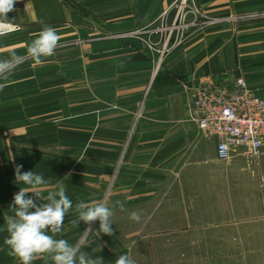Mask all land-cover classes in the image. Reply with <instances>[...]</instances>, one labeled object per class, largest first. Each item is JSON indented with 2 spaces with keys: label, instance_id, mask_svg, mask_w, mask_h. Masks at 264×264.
Wrapping results in <instances>:
<instances>
[{
  "label": "crops",
  "instance_id": "crops-1",
  "mask_svg": "<svg viewBox=\"0 0 264 264\" xmlns=\"http://www.w3.org/2000/svg\"><path fill=\"white\" fill-rule=\"evenodd\" d=\"M178 1L17 0L7 16L21 29L0 37V59L13 52L26 55L45 25L56 29L60 41L56 55L42 58L45 63L26 59L0 81V145L8 144L0 163L17 152L33 155V148L41 158L49 157L50 147L57 158L85 153L91 167L57 170L42 191L46 196L57 183L65 185L73 210L55 238L69 244L76 245L86 227L99 230L98 220L80 221L78 227L71 223L79 202L96 199L112 206L119 200L139 208L167 201L172 245L202 240L207 250V241L215 240L216 264H264V149L256 158L237 155L228 164L221 162L217 141L203 136L189 111L192 90L210 80L229 84L242 78L264 98V0H194L204 20L186 32L156 71L157 57L136 33L143 31L145 37L146 31L171 24ZM84 32L94 38L89 48L95 54L89 55L87 72L79 69L70 76L64 61L80 57L59 49L66 41L78 46L72 38ZM127 33L136 39H117ZM154 38L163 44L162 37ZM18 128L24 136L16 135ZM87 143L80 154L78 147ZM214 190L216 199L210 200L208 192ZM30 198L38 206L46 202L34 193ZM1 239L0 234V264H20ZM112 240L118 238L93 231L86 236L90 246L81 250L103 264H115L122 254H130L136 264H160L155 259L159 250L150 248L146 258L139 248L146 240L139 232L134 246ZM196 245L171 248L169 255H192ZM32 264L53 261L41 256Z\"/></svg>",
  "mask_w": 264,
  "mask_h": 264
},
{
  "label": "clouds",
  "instance_id": "clouds-1",
  "mask_svg": "<svg viewBox=\"0 0 264 264\" xmlns=\"http://www.w3.org/2000/svg\"><path fill=\"white\" fill-rule=\"evenodd\" d=\"M17 0H0V37H5L13 31L19 30V26L8 19L7 14L14 11ZM60 36L55 28L45 25L37 34L31 44L27 47L26 55H17L13 52L10 58L0 59V81H7L9 76L26 59H31L37 65H42L45 60L55 54L59 46ZM4 87L0 83V89ZM22 165L15 169L16 181L22 182L30 187H21L14 195L13 204L4 214V222L8 236L4 244L8 247V255L16 257L20 264H32L41 256L50 257L53 264H103L100 257L92 258L81 249L90 246L86 241L88 233L95 231L99 236L101 233L112 236L114 209L124 211V202L115 201L112 206L106 201L93 199L90 203L79 202L75 205L74 219L71 223L78 227L80 221L85 225L99 221V230L86 227L84 236L76 245L69 244L65 239H56L55 236L62 232L64 218L73 209V203L66 195L63 183H57L55 190H49L46 196L42 191L46 190L47 181L43 175L33 171L21 173ZM27 193H34L37 198L46 201L37 205L32 198H26ZM34 209V211H29ZM130 219L136 222L141 220L138 212H132ZM49 232L51 234H49ZM115 264H136L130 254H122Z\"/></svg>",
  "mask_w": 264,
  "mask_h": 264
},
{
  "label": "rangeland",
  "instance_id": "rangeland-1",
  "mask_svg": "<svg viewBox=\"0 0 264 264\" xmlns=\"http://www.w3.org/2000/svg\"><path fill=\"white\" fill-rule=\"evenodd\" d=\"M18 25V24H16ZM21 29V26L18 25ZM19 29V30H20ZM18 31V30H17ZM73 33H70L72 35ZM128 36L121 35L117 37V39H136L133 33H127ZM100 35V34H98ZM77 39L78 46L72 48L73 41H66L62 43L64 47L62 52H65V55H76L79 56V59H66L64 61L65 71L66 73H70L75 70L81 69V73L87 72L90 65H89V55L94 56L95 50H91L90 44L93 43L94 38L88 34V32H84L81 35H75L74 38ZM116 39V37H115ZM76 44V45H77ZM162 45V44H161ZM146 51L152 56L159 58L158 54L150 52L147 47H145ZM56 51V50H55ZM102 51V49H98L97 52ZM60 51V53H62ZM91 53V54H90ZM56 55V53L54 54ZM52 57V56H50ZM83 78V76H82ZM85 82H87L85 80ZM84 83V82H83ZM86 84V83H84ZM55 87V82H50V87ZM67 86V83H66ZM36 90L34 89V92ZM51 92V90H50ZM53 129L50 128V134ZM24 129H19L16 135L24 136ZM35 133V131H34ZM83 138V135H82ZM51 145V144H50ZM7 147L8 144H1L0 147V155H6L4 153V147ZM88 143L86 145L82 144L80 148V154L85 149H87ZM33 147H40L38 144H33ZM50 147V146H49ZM18 151V150H17ZM21 151V150H19ZM25 151V149H22ZM33 155H22L21 152H17V155H12V158H2L0 163V234H1V242L4 243L5 238L8 236L6 231V224L4 222V214L7 212L8 214H12L9 210L10 206L13 204L14 195L20 191L21 187H30L28 185L23 184L22 182L16 181L15 169L17 165H22L21 173L33 171L36 174L43 175V178L47 181L46 185L52 182V180L56 177L57 170H63L64 173L72 168H84L87 169L90 166L89 161H87V156L83 152L81 158H74L72 155H68L65 152L64 158H57L55 150L53 148H49V157L41 158L37 149L33 148ZM263 152L260 154L262 155ZM79 156V155H78ZM223 162V161H221ZM228 164L227 162H224ZM61 178V177H60ZM84 177L81 179L83 180ZM212 186V185H210ZM164 194V193H163ZM30 197V193H28ZM167 195V193H166ZM200 195V193H198ZM163 198V195H160ZM208 196L210 200L216 199V191L214 190L208 192ZM167 198V196L165 197ZM197 199H200L198 197ZM160 206H144L139 208L134 207H124V211H121L118 207L114 209V216H113V224L111 225L113 229L114 237L118 238V240H112L113 243H119L120 246L126 244L128 246H134L135 241V234L139 232L142 236L146 237V240L141 241L139 248L144 249L145 257L149 258V249L153 248L157 251L159 250V258L160 264H216L217 259V248L215 240H208L207 241V250L206 248H201L202 240H188V241H179L176 240V246L170 243V240L167 238L168 234V224L165 222L167 219V215L169 212V206L167 201L163 203L161 201ZM166 203V204H165ZM73 210V209H72ZM71 212V210H70ZM132 212H138L141 215V220L139 222L133 221L130 219V214ZM69 214V213H68ZM67 215V214H66ZM99 223V221L97 222ZM99 227V226H98ZM157 237L156 239L151 238L149 239V235H154ZM196 242L197 252H192V255L188 256H177L173 257L169 255V250L171 248H175L178 251L183 249L184 247H190L193 243ZM206 242L204 241V244ZM211 244V245H210ZM187 245V246H186ZM209 245V246H208ZM137 247V246H136ZM195 247V246H194Z\"/></svg>",
  "mask_w": 264,
  "mask_h": 264
},
{
  "label": "built area",
  "instance_id": "built-area-1",
  "mask_svg": "<svg viewBox=\"0 0 264 264\" xmlns=\"http://www.w3.org/2000/svg\"><path fill=\"white\" fill-rule=\"evenodd\" d=\"M174 8L176 17L171 24L148 30L145 37H141L143 31L136 33L150 52L158 54L156 71L166 55L182 44L186 32L205 18L194 0H179ZM157 36L163 38L161 46L155 41ZM189 111L203 136L217 141L218 160L231 162L237 155L256 158L263 152L264 98L244 79L229 84L210 80L194 88Z\"/></svg>",
  "mask_w": 264,
  "mask_h": 264
}]
</instances>
